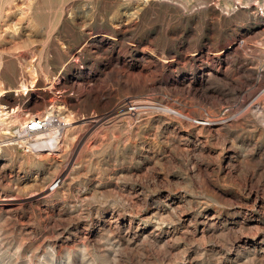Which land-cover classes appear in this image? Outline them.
Masks as SVG:
<instances>
[{"label": "rangeland", "instance_id": "rangeland-1", "mask_svg": "<svg viewBox=\"0 0 264 264\" xmlns=\"http://www.w3.org/2000/svg\"><path fill=\"white\" fill-rule=\"evenodd\" d=\"M246 3L0 0V264H264V0ZM47 114L56 146L17 137Z\"/></svg>", "mask_w": 264, "mask_h": 264}, {"label": "built area", "instance_id": "built-area-1", "mask_svg": "<svg viewBox=\"0 0 264 264\" xmlns=\"http://www.w3.org/2000/svg\"><path fill=\"white\" fill-rule=\"evenodd\" d=\"M65 124L53 114L34 115L27 118L24 125L17 128L16 135L21 139L39 141V150L52 148L60 142Z\"/></svg>", "mask_w": 264, "mask_h": 264}, {"label": "bare ground", "instance_id": "bare-ground-1", "mask_svg": "<svg viewBox=\"0 0 264 264\" xmlns=\"http://www.w3.org/2000/svg\"><path fill=\"white\" fill-rule=\"evenodd\" d=\"M247 1V3H246V6L248 5H250L251 4V2H253V1H255V0H246ZM240 2V0H238V3ZM22 88L23 89H26V85L25 84H22ZM47 90V89H46ZM3 90L2 89H0V95H2L3 94ZM131 104V103H130ZM129 104V105H130ZM134 105V104H133ZM6 107H4V106H2V104H0V124L3 122V121H5L7 118H8V116H10V114H12V112L14 113L15 111H16V109H17V107H14V109H12V110H9V112H7L6 111V109H5ZM210 115V114H209ZM207 117V116H206ZM228 119V118H227ZM209 120H210V118H209ZM208 120V118H207V121H205V122H203V125H206V126H211L212 125V122L211 121H209ZM217 121V120H216ZM224 122V121H223ZM205 123V124H204ZM217 123V122H216ZM201 124V123H200ZM213 126V125H212ZM9 132H7L6 131V134H8ZM7 145V144H6Z\"/></svg>", "mask_w": 264, "mask_h": 264}]
</instances>
